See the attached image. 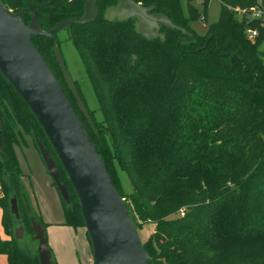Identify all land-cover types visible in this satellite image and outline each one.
Instances as JSON below:
<instances>
[{
	"label": "trees",
	"instance_id": "1",
	"mask_svg": "<svg viewBox=\"0 0 264 264\" xmlns=\"http://www.w3.org/2000/svg\"><path fill=\"white\" fill-rule=\"evenodd\" d=\"M132 1L152 7L193 39L160 28L164 38L148 40L136 32L135 18L105 19L117 0H96L92 22L66 28L95 94L97 109L91 110L73 81L91 123L65 81L53 38L33 36L31 42L82 121L136 230L154 225L142 244L149 264H264V23L248 17L264 0H218L219 18L203 35L189 24L204 20L209 0H201L203 15L192 0ZM0 3L23 11L25 25L35 11L40 29L48 30L82 18L86 0ZM249 30L257 32L252 40ZM28 139L37 152L36 141L45 146L68 191V202L60 197L61 224L84 228L79 202L43 131L0 73V209L7 236L0 239V255L7 264H39L30 217L47 226L25 207L15 149L27 148ZM122 174L130 192L121 186ZM12 198L20 224L10 211ZM19 226L22 239L14 235Z\"/></svg>",
	"mask_w": 264,
	"mask_h": 264
},
{
	"label": "water",
	"instance_id": "2",
	"mask_svg": "<svg viewBox=\"0 0 264 264\" xmlns=\"http://www.w3.org/2000/svg\"><path fill=\"white\" fill-rule=\"evenodd\" d=\"M116 7L105 12L119 15L118 20L135 18V30L151 40L164 38L160 28L177 30L193 39L192 34L172 24L163 14L151 13L132 0H117ZM52 1H50L51 3ZM96 0H86L84 13L79 19H65L48 30H41L35 11L25 25L21 20L23 11L13 13L0 3V73L12 86L31 111L43 131L69 184L79 202L80 213L92 250V264H149V256L142 247L136 227L124 205V199L114 187L106 167L94 147L88 132L54 74L35 49L31 38H53V50L65 81L74 95L78 107L91 123L86 107L66 70L55 35L71 25L92 22L98 13ZM36 145L41 160L58 189L60 197L68 202L69 195L61 183L58 168L46 148L38 141ZM27 214L30 208L25 204ZM10 211L18 223L19 211L16 198L10 202ZM33 236L37 244L39 264H53L46 229L30 217ZM16 239H22L24 229H15Z\"/></svg>",
	"mask_w": 264,
	"mask_h": 264
},
{
	"label": "rangeland",
	"instance_id": "3",
	"mask_svg": "<svg viewBox=\"0 0 264 264\" xmlns=\"http://www.w3.org/2000/svg\"><path fill=\"white\" fill-rule=\"evenodd\" d=\"M179 1L185 5L187 0ZM191 3L203 15L202 1L192 0ZM116 6L117 5L113 7ZM257 11L258 14L262 13L264 11V5H262V8L253 9L251 15L248 17H255ZM219 14L220 4L218 0H209L205 10L204 20H197L195 22H191L189 25L196 34L203 35L206 33L207 27L218 20ZM240 16L241 13H238L239 19ZM106 17L112 20L119 19V15L110 12ZM262 23H264V21H262ZM56 35L57 39L60 41V54L64 60L66 70L68 71L72 81H75L78 84L87 107L91 110L97 109L93 87L82 69L78 55L73 49L70 41L67 40V30H61ZM260 49L262 52H264V42ZM15 150L18 166L22 174L21 182L29 200L27 204L30 208V211L46 225H48L45 227L46 237L56 264H61L56 258L57 256L60 257L61 254L63 255L65 264H90V260L92 264V250L85 229H71L70 233L72 241L70 240V243L68 242L67 236L64 234V232H62L63 230L60 229L62 227L59 225V223L62 222V203L60 202V195L58 193L57 187L54 186L55 184L53 183L41 160L39 151L37 152L31 143L27 148ZM120 177V183L123 190L125 192H130L132 187L130 186L127 177L124 174H122ZM20 211L22 212V215H24L22 204H20ZM22 228L24 229L23 226ZM136 231L141 244H144L148 237L154 232V225L147 224L144 225L142 229ZM3 238L4 235L2 232H0V239ZM31 242L33 241L31 240ZM32 246L37 248L36 244ZM73 246L76 248V251ZM71 247L74 249V255L70 253V250L72 249ZM0 264H7L6 258L3 255H0Z\"/></svg>",
	"mask_w": 264,
	"mask_h": 264
},
{
	"label": "crops",
	"instance_id": "4",
	"mask_svg": "<svg viewBox=\"0 0 264 264\" xmlns=\"http://www.w3.org/2000/svg\"><path fill=\"white\" fill-rule=\"evenodd\" d=\"M1 216H2V212H1V209H0V226H1ZM46 223H47V222H46ZM47 224H49V223H47ZM59 225L62 226L60 229L63 230L62 232H64V234L67 236L68 242L70 243V240H71V233H70V231H71V229H73V228H71V227H67V226H64V225L61 224V222L59 223ZM47 226H48V225H47ZM0 232H2L3 235H4V238H3L2 240H6V239H7V236L4 234L3 229H2V226H1V228H0ZM71 241H72V240H71ZM71 248H72V247H71ZM73 248H75V247L73 246ZM73 248L70 250V253H71L72 255L75 254ZM75 251H76V248H75ZM5 258H6V257H5ZM56 258H57V260H58L59 263H61V264H65V263H64V258H63V255H62V254L60 255V257L57 256ZM6 263H7V262H6ZM90 264H91V260H90Z\"/></svg>",
	"mask_w": 264,
	"mask_h": 264
},
{
	"label": "built area",
	"instance_id": "5",
	"mask_svg": "<svg viewBox=\"0 0 264 264\" xmlns=\"http://www.w3.org/2000/svg\"><path fill=\"white\" fill-rule=\"evenodd\" d=\"M67 1H71V0H67ZM251 18L264 21V11L262 13H259V14L257 11V13L255 14V17H251ZM247 35H248V38H250L252 40L257 36V32L254 30H249V31H247Z\"/></svg>",
	"mask_w": 264,
	"mask_h": 264
},
{
	"label": "flooded vegetation",
	"instance_id": "6",
	"mask_svg": "<svg viewBox=\"0 0 264 264\" xmlns=\"http://www.w3.org/2000/svg\"><path fill=\"white\" fill-rule=\"evenodd\" d=\"M107 10V9H106ZM106 12V11H105ZM104 15H105V13H104Z\"/></svg>",
	"mask_w": 264,
	"mask_h": 264
}]
</instances>
